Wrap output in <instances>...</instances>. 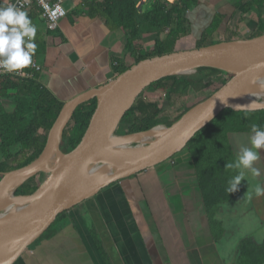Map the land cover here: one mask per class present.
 <instances>
[{
    "label": "crops",
    "instance_id": "crops-1",
    "mask_svg": "<svg viewBox=\"0 0 264 264\" xmlns=\"http://www.w3.org/2000/svg\"><path fill=\"white\" fill-rule=\"evenodd\" d=\"M103 1L66 0L67 14L50 30L36 3L24 9L38 29L35 58L41 69L37 81L63 103L118 74L114 70L117 58L126 67L134 64L156 37L163 39L168 32L143 33L142 50L133 54L126 48L127 32L109 26L96 10ZM153 1L170 8L179 0ZM250 1L195 0L186 11L188 32L179 37L174 50L249 37L258 28V13L264 16V6L260 10L252 4L241 10ZM244 31L246 35L240 34ZM250 135L230 134L236 158L241 147H251ZM259 151L254 166L260 176L252 178L247 173L239 193L215 213L214 225L205 211L193 163L183 148L66 210L13 264H106L90 230L95 231L110 264H249V259L240 257L241 241L250 237L257 244L264 243V196L248 197L256 183L264 186V149ZM262 255L255 253L250 259L260 260Z\"/></svg>",
    "mask_w": 264,
    "mask_h": 264
},
{
    "label": "water",
    "instance_id": "water-1",
    "mask_svg": "<svg viewBox=\"0 0 264 264\" xmlns=\"http://www.w3.org/2000/svg\"><path fill=\"white\" fill-rule=\"evenodd\" d=\"M201 67L216 68L231 76L170 126H165L163 133L153 141L143 146L107 145L109 136L114 134L123 116L146 87L163 77L191 74ZM261 74H264V32L143 58L105 83L65 101L47 132L41 153L23 166L2 172L0 211L11 205L30 207L0 217V264H13L29 245L46 232L60 213L117 180L170 159L223 109H264V98L254 101L262 107H237L253 103L238 96ZM215 97L220 100L216 98L214 101ZM93 98L96 99V107L85 132L76 146L63 152L60 142L64 129L68 127L76 108ZM150 129L137 133H146ZM54 149L56 159L48 164ZM95 163H106L112 171L97 181L89 182L85 173ZM45 172L48 177L32 193L14 194L19 198L15 201L4 198L13 186L14 193L28 178ZM15 178H19L16 184Z\"/></svg>",
    "mask_w": 264,
    "mask_h": 264
},
{
    "label": "trees",
    "instance_id": "trees-1",
    "mask_svg": "<svg viewBox=\"0 0 264 264\" xmlns=\"http://www.w3.org/2000/svg\"><path fill=\"white\" fill-rule=\"evenodd\" d=\"M241 10L246 11L249 6L256 4L260 10L264 6V0H251ZM195 0H179L175 5L166 8L164 4L155 2L151 8L139 12L136 8V0H104L96 10L105 18L111 27L122 28L127 32L126 48L133 54L142 50V34L154 32L156 35L167 30L163 39L156 37L152 46L139 55L136 61L143 58L162 54L174 50L180 36L187 34L186 11ZM258 28L249 37L264 32V16L258 13ZM217 25L215 22L209 33ZM114 70L123 72L127 67L121 59H116ZM204 71V74H200ZM199 73V74H198ZM224 74L220 78L218 86L215 85V76ZM231 74L222 70L201 67L196 74L170 75L163 77L148 87L137 97L132 107L126 112L116 130L125 127L127 133L146 131L160 123L166 117V111L160 106L158 100L161 91L169 102L174 95L182 96L190 91L201 92L217 90ZM150 91V92H149ZM148 92V93H147ZM147 94V95H146ZM63 102L37 80L20 78L10 74L0 75V179L2 172L23 166L33 161L42 151L49 128L57 117ZM96 107V99L93 98L80 104L73 113L72 119L63 131L60 146L63 152L68 151L78 144L85 132L91 115ZM192 107V106H191ZM189 107L179 110L167 123L170 126L186 112ZM264 128V109L261 110H234L225 108L218 113L204 127L198 130L187 142L185 149L193 163L196 172L197 183L200 188L205 211L210 224H215V213L223 203L230 201L240 191L229 193V181L237 174V170L226 168L227 163L236 160L230 143V134L251 133L252 125ZM40 130L45 134L40 135ZM12 158V159H10ZM55 151L48 161L54 163ZM35 176V175H34ZM34 176L20 184L14 191L15 194H29L37 189L39 183H34ZM13 195V187L10 189ZM60 213L52 225L46 230L50 231L54 225L64 216ZM94 243L103 261L110 264L109 259L98 241L94 230ZM263 253L260 260H252L255 253ZM240 257L249 264H261L264 262V243L257 244L250 237L240 243Z\"/></svg>",
    "mask_w": 264,
    "mask_h": 264
},
{
    "label": "clouds",
    "instance_id": "clouds-1",
    "mask_svg": "<svg viewBox=\"0 0 264 264\" xmlns=\"http://www.w3.org/2000/svg\"><path fill=\"white\" fill-rule=\"evenodd\" d=\"M37 31V26L27 10L17 7L11 0H0V69L9 73L21 72L33 64L38 47ZM216 98L219 99L215 97L214 101ZM237 107L255 109L262 105L253 102ZM250 145L251 147H241L236 160L226 164V168L237 170V174L229 181V193L238 191V186L242 180H246L247 173H250L252 178L260 176V171L254 163L260 159L259 150L264 149V128L252 125ZM253 194L256 197L264 196V186L256 183L253 191L248 193L249 199Z\"/></svg>",
    "mask_w": 264,
    "mask_h": 264
},
{
    "label": "bare ground",
    "instance_id": "bare-ground-1",
    "mask_svg": "<svg viewBox=\"0 0 264 264\" xmlns=\"http://www.w3.org/2000/svg\"><path fill=\"white\" fill-rule=\"evenodd\" d=\"M239 99H242L247 102H254L258 98H264V74H261L257 78H255L246 88L243 90V92L238 96ZM118 128V127H117ZM116 128V129H117ZM165 126L163 125H157L150 129L146 133H135L130 135H124V136H115L110 135L107 140V145L111 147H131V144L133 142H137V146H143L148 142L153 141L155 138H157L159 135L163 133L165 130ZM55 149L53 150V152ZM52 156V155H51ZM51 158V157H50ZM112 171V168L110 165L106 163H95L93 164L85 173V179L89 182H94L100 179L103 176L108 175ZM45 180L48 177V173H43ZM14 184L19 182V178L14 179ZM14 187V186H13ZM5 199L15 201L16 199H19L15 197L14 193L13 195L10 193V190L5 194ZM27 207H30L29 205H11L5 207L3 210L0 211V217L16 213L19 211H22L23 209H26Z\"/></svg>",
    "mask_w": 264,
    "mask_h": 264
},
{
    "label": "built area",
    "instance_id": "built-area-1",
    "mask_svg": "<svg viewBox=\"0 0 264 264\" xmlns=\"http://www.w3.org/2000/svg\"><path fill=\"white\" fill-rule=\"evenodd\" d=\"M65 1L66 0H14L12 3L22 9H26L33 3H36L41 11L46 29L50 30L56 28L59 20L67 14V10L64 5ZM153 4V0H136V8L139 12H143L144 10L151 8ZM40 69L41 65L34 56L33 64L30 67L23 69L21 72L11 73L4 72L3 69H0V75L10 74L20 78L37 80V75ZM22 73L27 74L25 75Z\"/></svg>",
    "mask_w": 264,
    "mask_h": 264
},
{
    "label": "rangeland",
    "instance_id": "rangeland-1",
    "mask_svg": "<svg viewBox=\"0 0 264 264\" xmlns=\"http://www.w3.org/2000/svg\"><path fill=\"white\" fill-rule=\"evenodd\" d=\"M240 34L246 35V32L244 31V32H241ZM196 73H197V70L194 73H191V74H196ZM199 73L200 74H204L205 72L204 71H200ZM222 77H225V75L224 74H218L217 76H215V79H214L215 80V85L213 87L218 86V82L220 81V78H222ZM160 93H161V98H160V100H158V102H159L160 106L166 111V115L167 116L163 117L161 119L160 123L156 124V126L157 125L168 126L167 123L169 122V120H171L174 116H177L180 109H182L184 107H189V106L191 108V106H193L196 103H198L201 100H203L211 92H210V90L201 91V92L190 91L188 94H185V95H182V96L174 95L171 98V101H169V102L165 98V93L162 92V91ZM259 100H261V98L257 99V101H259ZM120 129L121 130H115L113 135H115V136L130 135V133L126 132V128L125 127H122V128L120 127ZM137 144H138L137 142H133L131 144V146H135ZM43 178H44V174L43 173H39V174L35 175L34 176V183H39L40 184V182L43 180ZM45 233H48V232H45Z\"/></svg>",
    "mask_w": 264,
    "mask_h": 264
}]
</instances>
